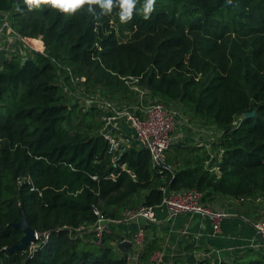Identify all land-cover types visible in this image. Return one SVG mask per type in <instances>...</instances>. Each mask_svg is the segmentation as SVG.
Segmentation results:
<instances>
[{
    "label": "trees",
    "instance_id": "1",
    "mask_svg": "<svg viewBox=\"0 0 264 264\" xmlns=\"http://www.w3.org/2000/svg\"><path fill=\"white\" fill-rule=\"evenodd\" d=\"M144 2L121 23L118 8L95 19L86 8L65 14L0 0V15L44 50L0 66V264H131L130 249L118 254L108 244L112 236L97 245L65 228L94 224L96 211L118 217L140 195L158 206L161 188L197 189L206 200L264 199V0H156L149 19ZM64 68L85 78L89 93L92 86L134 94L124 80L134 78L160 102L190 108L218 130L212 149L220 158L194 143L173 146L166 166L135 146L114 156L101 134L103 111H86L70 97L60 83H70ZM171 154L190 158L174 169ZM23 212L40 239L9 252L23 236L11 225ZM160 251L153 239L138 264ZM219 264H264V255L250 249Z\"/></svg>",
    "mask_w": 264,
    "mask_h": 264
},
{
    "label": "built area",
    "instance_id": "2",
    "mask_svg": "<svg viewBox=\"0 0 264 264\" xmlns=\"http://www.w3.org/2000/svg\"><path fill=\"white\" fill-rule=\"evenodd\" d=\"M2 36L7 40L17 42L19 48L25 53L23 55L25 59L35 53L44 54L41 46L15 32L9 16L6 14L0 15V37ZM1 64L0 61V66ZM64 70L70 77V83L65 79H61L60 83L68 91L70 97L86 111L92 108H99L103 111L104 127L101 134L108 140L110 144L109 152L114 156L135 146L149 151L155 166H166L167 153L173 146L196 144L195 142L198 141L199 144H204L208 151L212 153V144L220 137L218 130L213 133L206 132L204 136L199 137L197 133L199 134L200 131L197 130L184 112L171 105L151 99V94L137 85V79H124L125 83L134 92L135 98L132 102L118 105L111 99L87 92L84 87L85 78L75 77L70 68H64ZM129 131L135 133V138L132 137V132L129 133ZM221 154H223V151L219 152L220 156ZM211 158L213 160L214 156L211 155ZM208 166H211L210 163H208ZM213 169L219 171L215 165L210 167V171L213 172ZM215 174L219 175V172ZM161 191L165 196L158 206L150 207L141 203L138 206L124 210L118 217H105L96 211L99 218L94 224L77 228L66 227L65 229L68 230L73 239H81L87 243L97 245L103 244L106 236H112V240L115 239V244L110 246L118 254L120 252L118 245L130 242L132 244V247L129 248L131 250L129 253L131 264L133 256L138 264V260L149 242L147 239L148 228L158 220L157 209L166 210V220L183 215H199L202 219H206L211 223L214 236L220 235L222 221L232 217V214L224 206L215 200H206L204 193L197 189L172 191L169 188H161ZM127 224L137 226L135 233L129 239H118L114 235L115 230ZM253 228L259 242L256 240L257 243L251 244L248 250L251 249L264 255V219L255 221ZM37 237L39 240V234H37ZM213 254L218 255V259L222 262V252L220 250H213ZM162 257L163 254L158 252L152 257L151 261L155 264L161 263Z\"/></svg>",
    "mask_w": 264,
    "mask_h": 264
},
{
    "label": "crops",
    "instance_id": "3",
    "mask_svg": "<svg viewBox=\"0 0 264 264\" xmlns=\"http://www.w3.org/2000/svg\"><path fill=\"white\" fill-rule=\"evenodd\" d=\"M17 51L22 56L25 55L17 42L0 37L1 63L18 54ZM215 201L232 214V217L222 221L219 236L213 235L211 223L199 215H183L166 220V210L162 208L156 210L158 220L149 226L147 239L148 244L153 239L161 240L160 253L163 257L162 262L158 264H177V262L200 264L205 255L209 253L212 255L213 250L222 252V261H231L234 256L248 250L251 244H256V240L259 242L253 224L255 221L264 219V199L254 202L249 199L236 200L216 196ZM136 227L135 224L122 225L115 230L114 235L118 239H129L135 233ZM217 256L213 254L212 262L207 264H219L221 261ZM210 258L206 257L208 261ZM132 264H137L134 256Z\"/></svg>",
    "mask_w": 264,
    "mask_h": 264
},
{
    "label": "clouds",
    "instance_id": "4",
    "mask_svg": "<svg viewBox=\"0 0 264 264\" xmlns=\"http://www.w3.org/2000/svg\"><path fill=\"white\" fill-rule=\"evenodd\" d=\"M139 0H24L29 9L39 8L42 4L49 5L65 14H74L86 8L87 12L95 19L112 15L119 9L118 16L121 23H128L133 18ZM156 0H145L142 7L144 19H149L155 10Z\"/></svg>",
    "mask_w": 264,
    "mask_h": 264
},
{
    "label": "rangeland",
    "instance_id": "5",
    "mask_svg": "<svg viewBox=\"0 0 264 264\" xmlns=\"http://www.w3.org/2000/svg\"><path fill=\"white\" fill-rule=\"evenodd\" d=\"M17 53H20V52L17 51ZM90 88H91L90 93L95 94L97 96H102V97L108 98V99H116L119 103L132 102L134 100V98H135V94L131 93L129 90H122L119 93H113V92H110V91L105 90V89H102V88H92V86ZM151 99L160 101L159 98L153 97L152 95H151ZM171 106L174 107V108H177V109L181 110L182 112H184L188 116V118L190 119V121L197 128V130L200 131L199 134L197 133V135L199 137L200 136H204V134H206V132L213 133V132H216L217 131V129L214 126H212V125L205 126V125L201 124L199 122V119H197V117L194 115L193 111L190 108H187V107H185V106H183V105H181L179 103L171 104ZM131 132H132V137L135 138V133H133V131H129V133H131ZM205 136H207V135H205ZM195 143L196 144H199L198 141H196ZM217 153H218V150L215 149V147H214V149H212V153H210V155H213L214 156V159L215 158L219 159ZM201 154H202V156L204 158H207V155L204 154V152L201 153ZM168 156H169V159H170V164L172 166H174V169H179V168L185 167V165L187 164V161L186 160H188V158H190V157H186V158H184L182 160H176L175 161V160H173L174 159V155L171 154V155H168ZM177 161H179V162H177ZM208 163H207V167L209 168ZM213 170H214L213 173H218L219 172V171H217V169H213ZM143 200H144V195H140L138 197H135L132 200V202H131V204H132L131 207L138 206L139 204H141L143 202ZM114 243H115V239L114 240H110L108 242V244L109 245H112V246H114ZM207 256H209V258L211 257L209 259V261L206 259ZM212 259H213L212 258V255L209 253V254H207L204 257L203 260L200 261V263L201 262H204V260H207V261L204 262V264H207V262H209V263H210V261L212 262ZM139 263L140 264H155L151 260L149 262L148 261H139Z\"/></svg>",
    "mask_w": 264,
    "mask_h": 264
},
{
    "label": "water",
    "instance_id": "6",
    "mask_svg": "<svg viewBox=\"0 0 264 264\" xmlns=\"http://www.w3.org/2000/svg\"><path fill=\"white\" fill-rule=\"evenodd\" d=\"M17 0H14L16 2ZM27 59L23 60V64L26 62ZM255 115V112L246 113L244 116L245 118H250ZM13 227L21 230L23 232V236L20 239L19 244L14 245L11 248H8L9 252L13 251H26L30 246L36 244L38 242L37 232L34 230L29 220L26 216V214L22 213V218L18 223L11 224ZM132 247V244L130 242H125L118 245V250L122 253H126L129 248Z\"/></svg>",
    "mask_w": 264,
    "mask_h": 264
}]
</instances>
